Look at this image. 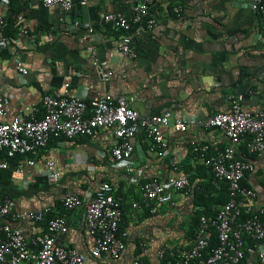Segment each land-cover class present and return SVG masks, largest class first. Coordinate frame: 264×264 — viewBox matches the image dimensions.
Returning <instances> with one entry per match:
<instances>
[{
	"label": "crops",
	"instance_id": "0c3cea01",
	"mask_svg": "<svg viewBox=\"0 0 264 264\" xmlns=\"http://www.w3.org/2000/svg\"><path fill=\"white\" fill-rule=\"evenodd\" d=\"M79 1L75 0L62 22L58 8L46 7L42 0L3 5L8 24L21 5L17 29L22 20L30 29L28 36L13 44L17 57L29 69L27 74L17 70L14 59L0 51V93L8 111L5 120L17 113L41 117L43 95L70 83L71 96H132L133 107L142 115L171 110L175 119L188 124V129L178 131L173 125L165 129L170 147L163 156L151 149L144 133H139L130 160L132 173L111 154L115 143L111 129H99L93 136L52 139L36 158V165L28 166L23 173L13 169L11 179L0 184V200L11 197L21 210L50 207L56 214H67L71 220L68 245L85 254L87 264H95L90 256L93 242L86 231L84 208L67 211L62 198L69 191L88 198L101 181H110L125 197L122 225L128 233L126 250L116 264H129L139 255L142 242L148 245L142 257L162 264L156 254L162 245H192L199 209L195 191L208 181L191 141L208 144L210 156L228 141L220 129L205 128L199 121L216 110L229 108V96L237 94L228 93L230 89L241 90L245 109L264 108V16L251 7L249 0H154L150 13L157 24L153 29L142 27L134 35L138 58L129 60L119 51L121 32L106 24L103 16L111 11L131 16L135 1L90 0L87 5ZM178 6L182 7L180 15ZM75 20L91 22L94 31H66L65 24ZM91 44L98 47L99 57L114 72L109 81L102 79L91 61ZM246 151L243 140L239 152ZM50 157L58 168L59 183L49 180L46 159ZM251 158L255 170L245 180L264 202V154H252ZM174 163L193 176L190 190L177 193L173 206L160 204L155 214L145 208L135 212L131 203L140 197L141 184L150 178L165 179ZM135 175L138 181L133 180ZM221 206L209 210L217 212ZM14 224L30 239L45 229L47 222ZM253 260L251 255L242 264H253Z\"/></svg>",
	"mask_w": 264,
	"mask_h": 264
},
{
	"label": "built area",
	"instance_id": "2783aa9c",
	"mask_svg": "<svg viewBox=\"0 0 264 264\" xmlns=\"http://www.w3.org/2000/svg\"><path fill=\"white\" fill-rule=\"evenodd\" d=\"M11 0H0V51L15 61V67L23 74L29 72L26 64L17 57L13 44L30 34L24 20L18 21L17 34L10 38L4 33L8 22L3 5ZM29 1V0H23ZM90 0H80L87 5ZM133 13L127 16L120 11L107 12L103 16L106 24L121 32L119 51L129 60L138 58L133 37L142 27L153 29L157 19L150 13L154 0H134ZM251 7L264 16V0H249ZM46 7H56L59 20L64 21L75 0H42ZM182 7L176 11L181 14ZM87 29L91 34L94 26L89 21L75 20L66 25V31ZM52 37V34H50ZM93 65L101 77L109 81L114 72L108 62L98 55L95 44L88 46ZM134 97L114 96L111 93L101 98L87 99L85 96H71L70 83L55 87L43 95L44 114L41 117L17 113L11 119L6 99L0 93V173L11 168V161L17 160L14 170L23 173L28 166L36 165V158L48 148L52 139H73L77 136H93L99 129H111L115 143L111 149L113 157L125 164L128 172H134L130 163L135 149L134 139L144 133L151 149L159 156L165 155L170 147L165 129L173 125L178 131H186L188 124L175 119L173 111L142 115L132 105ZM205 128L215 127L227 137V144L216 155H209V145L191 141L197 159L213 174L216 189L226 185L228 200L216 214H202L195 228L194 240L190 246L162 245L156 252L162 264H240L253 255V264H264V202L259 200L256 189L243 184L246 176L255 170V163L239 152V146L246 140L249 154H264V108L247 110L243 96H229V108L216 110L199 121ZM20 158V159H18ZM46 169L51 183H59L60 174L55 160L46 159ZM133 180L138 181L137 176ZM191 175L181 165L173 164L165 179L150 178L140 186V197L131 205L134 211L147 209L155 214L162 203L175 205L177 193L188 192ZM67 211L83 207L86 231L93 244L90 256L95 264H116L126 250L128 233L120 230L124 216L125 197L118 193L110 181H101L95 192L84 198L67 192L62 198ZM51 212L50 207L36 210H21L16 200L4 197L0 200V264H87L88 257L76 247L68 245L71 220L67 214H58L47 221V227L36 236L27 239L23 230L14 224L17 221L42 222ZM218 235L219 244L211 247V238ZM252 242V243H251ZM210 249V250H209ZM148 245L140 244V253L129 264H153L142 257Z\"/></svg>",
	"mask_w": 264,
	"mask_h": 264
},
{
	"label": "trees",
	"instance_id": "16d2710c",
	"mask_svg": "<svg viewBox=\"0 0 264 264\" xmlns=\"http://www.w3.org/2000/svg\"><path fill=\"white\" fill-rule=\"evenodd\" d=\"M19 1H23V0H11L10 3H11V5H13L14 2H19ZM21 8H22L21 5H18V7L16 8V11H14L15 16L12 19H10L9 24L4 29L5 35H7L10 38H14L17 34V26H16L15 22H16L17 12H19ZM53 140H55V139H53ZM241 154L252 160V158H251L252 154H248L247 151H246V153L241 152ZM254 155H257V154L254 153ZM6 157H7V155L5 153L0 154V159L6 158ZM18 159H20V158H18ZM16 164H17V160H12L11 161V168L5 169L0 173V184L3 182H8L11 179L12 174H13V169L16 166ZM203 168L205 170V173L208 175V181L204 185L201 184L195 191V204L199 206V209L196 212V218L194 221L193 232H195V228L198 225L199 217L202 214H210V215L216 214L217 212H212V210H209V209L212 206L218 207V206L223 205L228 200V196H229L226 185H224L222 187V189H219V190L216 189L214 187L213 182H212L213 181L212 172L210 170H206L204 166H203ZM185 170L188 171L187 169H185ZM192 177L193 176L191 175V180H192ZM243 184L248 185L246 180L243 181ZM56 215H58V214L51 211L50 213L47 214L46 220L44 221V223H46L50 218H52ZM122 222L120 225V230H123ZM46 227H47V225H46ZM218 244H219L218 235L215 233L211 238L210 249H212L213 247H216ZM245 260L246 259L242 260V262L240 264H242Z\"/></svg>",
	"mask_w": 264,
	"mask_h": 264
},
{
	"label": "water",
	"instance_id": "95a60500",
	"mask_svg": "<svg viewBox=\"0 0 264 264\" xmlns=\"http://www.w3.org/2000/svg\"><path fill=\"white\" fill-rule=\"evenodd\" d=\"M243 80H246V78H245V77H243ZM239 88H240V87H239ZM227 92H228V93H229V92H232V93H235V92H237V94H239V95H242V93H241V90H240V89H238L237 91H235V90H233V91H232V90L230 89V90H228ZM242 96H243V95H242ZM261 250H262V251H264V243H263V244H262V246H261Z\"/></svg>",
	"mask_w": 264,
	"mask_h": 264
}]
</instances>
